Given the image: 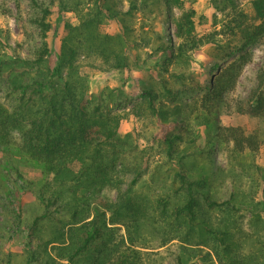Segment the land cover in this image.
Listing matches in <instances>:
<instances>
[{
  "label": "trees",
  "instance_id": "obj_1",
  "mask_svg": "<svg viewBox=\"0 0 264 264\" xmlns=\"http://www.w3.org/2000/svg\"><path fill=\"white\" fill-rule=\"evenodd\" d=\"M66 1L74 5L80 23H68L69 32L57 65L51 68L48 63L52 9L42 4H37L41 12L35 19L40 45L34 58L0 57V85L6 93L0 97V264H54L55 257L66 259L67 264H110L118 250L110 236L113 229L107 224L106 213L103 212L104 217L100 214L91 219L86 215L79 216L82 198L106 184L119 191L117 200L110 205L113 217L109 220L131 228L134 238L142 237L145 227L151 225L154 231L163 235L162 243L179 238L190 244H204L215 251L220 264H248V255L239 252L240 246L234 244L230 231L215 227L207 218L210 211L232 208L231 201L211 196H203L201 201L196 187L201 182L190 178L185 156L179 151L180 144L195 143L200 137L195 120L218 119L226 103L225 93L235 88L242 65L233 61L223 70L216 67L208 84H202L193 92V78L176 68L200 43L195 34V10L184 9L179 17H174L172 8H183L185 0H131L132 9L147 7L154 1L163 2L167 18H173L176 23L175 34L180 40L175 43L171 36L164 39L161 33L158 34L153 46L161 54L157 64L158 86L142 88L136 113L154 119L151 133L155 147L150 149H158L169 167L178 166L175 176L180 186L175 193L181 196H134L139 174L132 179L130 187L121 188L123 172L131 166L123 159L125 150L116 141L124 116L113 114L109 108L111 93L108 98L101 96L98 102L89 100L85 78L79 74L75 61L81 55H97L113 67L124 69L137 64L141 57L137 54L130 58L122 35H103L98 31L106 16L122 19L117 0ZM212 3L217 9L235 6L234 0H212ZM84 4L93 6L81 15L86 7L82 6ZM252 7L257 22L242 26L246 43L264 35V0H253ZM242 23L239 19L237 25ZM233 54L230 51L227 56ZM257 79V86L238 104V111L264 120V68ZM216 129L218 134L233 141L238 154H244L247 149L256 150L261 144L258 134L247 135L241 127L217 126ZM151 156L152 153L147 151L146 158L136 160L131 168L136 164H148ZM75 160L81 163L78 172L71 167ZM28 162L41 165L46 174L52 172L55 185L59 186L55 191L57 195L48 193L47 185L38 192L45 207L55 203L60 196L70 194L73 199L67 206L72 210V216L77 217L75 224H81L72 231L62 230L65 237L59 239L61 244L55 247V256L33 252L28 245L23 261H20L18 252H6L5 244L22 230L21 216L16 208L20 196L16 189L20 185L28 191L20 170V165ZM72 181L77 185H70ZM254 185L252 181L251 187ZM81 188L85 191L79 196L78 189ZM49 215L45 211L35 218L34 225ZM99 238L97 250L90 252L89 248ZM53 241L58 240L51 239L48 243ZM130 256L133 259L128 262ZM140 262L138 256L123 252L118 264Z\"/></svg>",
  "mask_w": 264,
  "mask_h": 264
},
{
  "label": "rangeland",
  "instance_id": "obj_2",
  "mask_svg": "<svg viewBox=\"0 0 264 264\" xmlns=\"http://www.w3.org/2000/svg\"><path fill=\"white\" fill-rule=\"evenodd\" d=\"M252 1L234 0V7L217 9L212 0H185L183 8H172V14L179 17L184 9L195 10V34L200 43L189 51L188 59L181 61L176 68L186 71L193 78V92L200 89L202 84H208L216 67L223 70L233 61L242 65L235 88L225 93L226 103L218 119L195 120L200 137L195 143L180 144L179 151L185 156L190 178L201 182L196 186L201 201L204 200L203 196H211L232 203V208L210 211L208 220L215 227L230 231L234 244L240 246L239 252L246 257L248 255V264H264V120L238 111V104L246 100L257 86L258 73L264 68V35L246 43L241 33L242 26L257 22ZM37 4L52 9L49 17L52 28L48 36L51 47L48 63L53 68L58 64L67 38L68 23H80L74 5L66 0H0V57L34 58L40 45L35 19L41 12ZM117 4L122 19L106 16L98 31L103 35H122L127 42V54L131 59L138 54L141 57L139 62L130 68L118 69L97 55H81L75 65L85 78L89 100L98 102L101 96L108 98L111 93L109 108L113 114L124 116L116 137L125 150L123 159L133 166L136 160L146 158L147 151L152 153L148 164H136L134 169L130 166L123 172L121 188L130 187L132 179L139 174L134 196H181L175 193L180 186L175 176L178 166L173 164L169 167L158 149H150L151 146L155 147L151 133L154 119L136 113L142 88L158 86L160 74L157 64L161 54L154 50V43L159 33L164 39L171 36L175 43H179L175 34L176 23L173 18H167L163 2L154 1L138 9L131 8V0H117ZM85 5L81 15L93 6H82ZM239 19L243 20L241 26L237 25ZM230 51L234 54L227 56ZM5 94L0 85V97ZM217 126L241 127L247 135L258 134L261 144L256 150L247 149L244 154H238L233 141L217 133ZM20 166L24 184L28 188L25 191L17 185L16 189L20 196L16 208L21 216L19 222L22 223V230L6 241L5 250L18 252L20 261H23L28 245L33 252L55 256V247L61 244L59 239L65 237L61 234L62 230L72 231L81 224H75L77 217L72 216V210L67 206L73 196H60L46 208L38 192L47 185L48 193L57 195L55 191L59 186L55 185L54 174H46L41 165L32 162ZM71 167L78 172L81 163L75 160ZM252 181L255 183L253 187ZM69 184L77 185L75 181ZM78 190L79 196H82L85 189ZM118 192L116 187L109 184L99 187L82 198V212L79 214L91 219L100 214L104 217L103 212L106 213L107 224L113 229L110 236L118 250L110 264L120 263L123 252L138 256L140 264H220L215 251L208 245L190 244L179 238L162 243L163 235L154 231L151 225L145 227L142 237L134 238L131 228L123 223H112L109 220L113 217L110 205L117 200ZM45 211L50 215L40 218L34 225L35 218ZM51 239L58 241L48 243ZM100 242L101 238L97 239L89 248L90 252H95ZM132 256L128 262L133 259ZM55 258L54 264L68 263L66 259Z\"/></svg>",
  "mask_w": 264,
  "mask_h": 264
}]
</instances>
